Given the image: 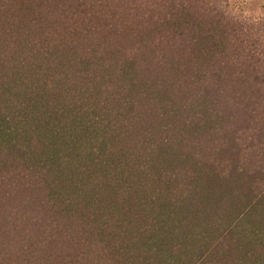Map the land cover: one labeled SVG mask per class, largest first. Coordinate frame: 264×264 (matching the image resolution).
Wrapping results in <instances>:
<instances>
[{"label":"trees","instance_id":"1","mask_svg":"<svg viewBox=\"0 0 264 264\" xmlns=\"http://www.w3.org/2000/svg\"><path fill=\"white\" fill-rule=\"evenodd\" d=\"M0 264H264V18L0 0Z\"/></svg>","mask_w":264,"mask_h":264},{"label":"rangeland","instance_id":"2","mask_svg":"<svg viewBox=\"0 0 264 264\" xmlns=\"http://www.w3.org/2000/svg\"><path fill=\"white\" fill-rule=\"evenodd\" d=\"M231 13L250 20L264 18V0H226Z\"/></svg>","mask_w":264,"mask_h":264}]
</instances>
